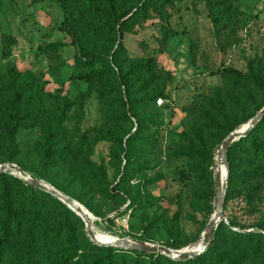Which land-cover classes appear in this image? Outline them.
Listing matches in <instances>:
<instances>
[{"label": "rangeland", "instance_id": "1", "mask_svg": "<svg viewBox=\"0 0 264 264\" xmlns=\"http://www.w3.org/2000/svg\"><path fill=\"white\" fill-rule=\"evenodd\" d=\"M98 1L102 5L106 3L105 0ZM117 1L123 10H127L141 0ZM169 4L155 0L145 17L133 26L136 31L125 33L123 67H116L120 73L132 71L133 65L140 61L149 62V73L133 74L137 79L133 90L141 94L165 88L166 102L163 105L146 103L142 115L150 116L146 121L147 135L129 156L121 153L117 137H127L124 135L132 126L130 123L123 126L121 133L113 131L111 139L97 141L89 158L93 164L106 168L108 186L106 190L90 193L82 189L78 181L72 180L65 165H41L42 141L45 127L57 116L61 103L66 100H71L74 105L63 124L68 138L61 139L64 146L70 143V139H76L95 127L115 130L112 122L106 121L98 91L102 83L83 78L89 69L77 63L80 47L62 27L65 10L59 2L0 0V126L5 123L4 88L12 64L46 80L47 90L52 93L41 117L30 121L17 133L16 150L6 143L0 129V164L23 166L35 179L79 201L93 216L92 229L101 241L125 238L134 243L168 247L179 244L177 249H182L201 238L217 208V174L224 164L217 151L227 138H223L222 129L207 128V121L203 119L206 100L214 89H225L230 84L231 77L225 73L227 68L243 72L252 68L253 72L264 77V0H170ZM74 21L81 31L78 42L85 50L109 54L115 47V33L107 25H98L96 21L91 23L85 15H75ZM50 42H61L63 46L46 51L40 48ZM5 48L10 49V55H6ZM98 66L100 63L95 65ZM146 81L149 85L143 87ZM247 92L248 100L241 105L244 110L236 107L229 111L235 122L240 123L236 129L247 123L241 121L248 114H257L259 104L264 102V90L252 87ZM219 109V104H215L212 110ZM213 115L218 114L213 112ZM199 122V128L204 129L200 135L196 133L197 129L194 130ZM134 125L133 131L136 129ZM209 148H213L214 157L207 166L195 159V155L199 150ZM125 166L134 171L133 179L126 186L133 191L141 187L145 199L132 203L128 187L124 185L119 189L124 190L127 200L110 190L120 180ZM6 172L24 179L10 170ZM221 178L224 177L221 175ZM235 188L224 207L225 219L219 225L223 222L235 231H260V224H264V182L258 192L252 185L240 182ZM52 203V199L46 202L51 209L45 210L46 220L55 227ZM73 212L78 216H71L78 249L69 257V247L61 238L53 236L54 232L43 241L46 253L36 252L38 264H90L105 253L85 245L87 238L91 240L86 223L82 216ZM115 247L131 249L123 245ZM19 254L15 249L7 250L0 256V264H13ZM157 254L170 257L161 252ZM138 259L137 263L128 257L129 264H146L144 257Z\"/></svg>", "mask_w": 264, "mask_h": 264}, {"label": "trees", "instance_id": "2", "mask_svg": "<svg viewBox=\"0 0 264 264\" xmlns=\"http://www.w3.org/2000/svg\"><path fill=\"white\" fill-rule=\"evenodd\" d=\"M56 1L65 10L63 29L71 35L73 43L80 47V56L76 55L77 63L89 69L83 78L90 82L102 83L98 87V91L104 106L106 121L112 122L116 129L105 131L95 127L76 139H70V143L64 146L61 139L68 140V138L67 130H64L66 127L63 124L74 104L71 100L63 101L57 116L51 119L50 124L45 127L40 163L43 167L65 165L68 175L72 177L73 181H78L82 189H87L90 193H97L106 190L108 174L104 166L93 164L89 158L93 146L101 139L114 137L113 131L116 134L121 133L123 126L130 123L132 126L124 135L127 137L125 139L117 137L121 153H127L129 156L132 151L136 150V145L144 142L147 135L145 132L147 130L146 121L150 119V116L142 115V110L147 108L145 107L146 103H157L158 98L168 96L165 88L155 93L144 91L141 94L133 90L137 81L133 78V74L140 71L149 73L151 71L149 62L140 61L134 64L132 71L120 73L116 71L117 66L120 69L123 67L125 33L136 31L133 26L145 17L155 0H141L138 5L127 10H123L117 0H105V5H102L98 0ZM158 1L170 5V0ZM75 15L76 17L85 15L91 23L96 21L98 25H107L109 30L111 29L115 33V47L109 54L85 50L79 44L81 31L79 24L74 21ZM99 27L97 30L101 32L104 26L101 29H98ZM61 46H63L61 42H50L40 48L46 51ZM5 53L10 55V49L5 48ZM97 63H100V66L95 67ZM225 73L231 77L230 84L225 89H214L212 95L206 100L203 114V119L207 121V128L215 126L222 129L223 138L228 137L240 124L235 122L229 111L236 107H241V110H244L241 105L248 100V89L255 87L264 90V77L253 72L252 68L248 72L227 68ZM6 76L8 80L4 88L6 104L3 113L5 123L0 126V129L5 136L6 143L11 149L16 150L18 146L16 144L17 133L30 121L38 119L43 112L45 103L52 98V93L47 90L46 80L20 70L15 63L9 67ZM144 85L148 86V81L143 84V87ZM215 104L220 106L218 111L212 110ZM263 107L264 102L259 104L257 110H261ZM213 112H217L218 115L214 117ZM109 113H111L110 116ZM255 115L254 113L248 114L241 123L248 122ZM220 116L222 117L220 118ZM134 124H136V129L133 131ZM200 125L201 122L194 128V130L197 129L198 135L204 130L199 128ZM199 151L195 155V159H199L209 166L214 157L213 148ZM13 155L10 156V160L13 159ZM226 156L229 164V178L224 207L227 206V200L231 198L239 182L242 185H252L256 192L261 190L264 182V116L247 135L232 142L226 150ZM21 167L26 170L25 167ZM133 172L132 168L124 167L120 180L110 188L113 194L127 200L124 197V190L119 187L123 185L128 187L126 185H129L133 179ZM152 182L154 180L149 183ZM127 191L130 193L132 203L138 199L146 198L141 193V187L135 191L128 187ZM48 199H52L54 202L52 205H54L56 216L55 227L50 226L46 220L45 210L51 211L50 206L48 207L46 204ZM72 215L78 218L72 209L51 193L32 185L27 180L17 178L9 172L0 173V256L9 249L17 250L20 254L13 264H38L36 252L41 250L42 254L46 253L43 241L54 232L56 234L53 236L61 238L69 247L67 250L70 257V253L79 247L78 238L75 236L71 224ZM259 227L262 231H235L222 222L215 229L207 249L202 254L182 261L136 249L119 250L115 246H101L89 238L85 240V245L105 251L90 264H116L117 261L129 264L128 257H132V260L137 263L139 262L138 258L144 257L143 261H146V264H264V224H260ZM169 246L180 248L179 244H170Z\"/></svg>", "mask_w": 264, "mask_h": 264}, {"label": "water", "instance_id": "3", "mask_svg": "<svg viewBox=\"0 0 264 264\" xmlns=\"http://www.w3.org/2000/svg\"><path fill=\"white\" fill-rule=\"evenodd\" d=\"M263 116H264V107L247 123L242 125L239 129H236L233 132H231L228 135V137L219 146L217 153H218V156L220 157V161L223 162L226 167V173L223 179L221 178L220 171L217 174L218 176V192H217V197H216L217 208L209 222L208 227L206 228L205 232L203 233V235L198 241L182 249H174V248L168 247L163 244L156 245V244L134 243L133 241L129 239H125V238H122V239L118 238L117 241L104 242V241L99 240L96 237L94 230L92 229V222L86 221L85 218L83 217L86 223L87 232L91 240L97 244L105 245V246L123 245L127 248L145 251L149 253L161 252L163 254H166L180 261L186 260L191 257H196L197 255H199L201 252H203L208 247L211 241L213 232L215 231L216 227L219 225V223L222 220L225 219L223 213H224V203H225V196H226V190H227V184H228V178H229V164H228V159L226 156V150L232 144V142L236 141L242 136L247 135ZM8 170H10L13 174L17 176L24 178L25 180L30 182L32 185L56 196L61 201H63L65 204H67L68 207H70L73 211H75L78 215L81 216L83 210L80 207L79 201L70 198L69 196H67L66 194L58 190L57 188L53 187L52 185L35 179L28 171L24 170L21 166H19L16 163L0 164V173L6 172ZM95 219H97L96 216H95ZM199 242H202V244L200 247L196 248V245Z\"/></svg>", "mask_w": 264, "mask_h": 264}, {"label": "bare ground", "instance_id": "4", "mask_svg": "<svg viewBox=\"0 0 264 264\" xmlns=\"http://www.w3.org/2000/svg\"><path fill=\"white\" fill-rule=\"evenodd\" d=\"M220 172H221L222 177H224V176H225V173H226V167H225L224 164L221 165V171H220ZM79 203H80V202H79ZM80 207H81L82 210H83V212H82V214H81L82 218L84 217L86 221L91 222L94 218H93V216L90 214V212L88 211V209L85 208V207L82 206V205H80ZM112 240H113V239H112ZM104 242H105V241H104ZM201 244H202V242L197 243L196 248L200 247Z\"/></svg>", "mask_w": 264, "mask_h": 264}, {"label": "built area", "instance_id": "5", "mask_svg": "<svg viewBox=\"0 0 264 264\" xmlns=\"http://www.w3.org/2000/svg\"><path fill=\"white\" fill-rule=\"evenodd\" d=\"M165 102H166V98L160 97L157 99L158 105H163V104H165Z\"/></svg>", "mask_w": 264, "mask_h": 264}]
</instances>
